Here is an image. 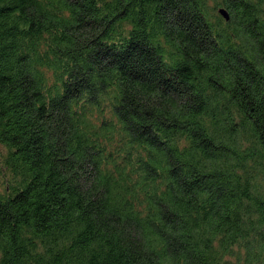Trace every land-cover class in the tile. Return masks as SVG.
<instances>
[{
  "label": "trees",
  "instance_id": "1",
  "mask_svg": "<svg viewBox=\"0 0 264 264\" xmlns=\"http://www.w3.org/2000/svg\"><path fill=\"white\" fill-rule=\"evenodd\" d=\"M0 264H264V0H0Z\"/></svg>",
  "mask_w": 264,
  "mask_h": 264
},
{
  "label": "water",
  "instance_id": "2",
  "mask_svg": "<svg viewBox=\"0 0 264 264\" xmlns=\"http://www.w3.org/2000/svg\"><path fill=\"white\" fill-rule=\"evenodd\" d=\"M218 12L226 19V20H228L229 19V14H228V12L224 9V8H220L219 10H218Z\"/></svg>",
  "mask_w": 264,
  "mask_h": 264
}]
</instances>
